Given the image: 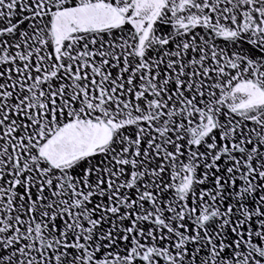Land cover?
I'll list each match as a JSON object with an SVG mask.
<instances>
[{
  "label": "snow or ice",
  "instance_id": "6c2138e0",
  "mask_svg": "<svg viewBox=\"0 0 264 264\" xmlns=\"http://www.w3.org/2000/svg\"><path fill=\"white\" fill-rule=\"evenodd\" d=\"M0 264H264V0H0Z\"/></svg>",
  "mask_w": 264,
  "mask_h": 264
}]
</instances>
